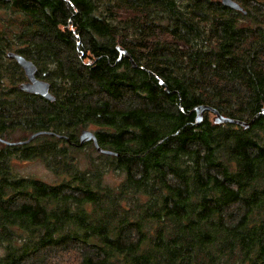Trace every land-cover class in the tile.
Returning <instances> with one entry per match:
<instances>
[{
    "label": "trees",
    "instance_id": "obj_1",
    "mask_svg": "<svg viewBox=\"0 0 264 264\" xmlns=\"http://www.w3.org/2000/svg\"><path fill=\"white\" fill-rule=\"evenodd\" d=\"M233 1L0 0V139L42 133L0 142V264H264V0Z\"/></svg>",
    "mask_w": 264,
    "mask_h": 264
},
{
    "label": "water",
    "instance_id": "obj_2",
    "mask_svg": "<svg viewBox=\"0 0 264 264\" xmlns=\"http://www.w3.org/2000/svg\"><path fill=\"white\" fill-rule=\"evenodd\" d=\"M221 4L227 8L232 9V10L242 11V8L233 0H221ZM121 56H124L127 59H129L132 66H135L133 61L130 59V57H128L129 55H126L125 51L119 52V57L121 58ZM17 60H18L19 64L21 65V67L24 71V74L28 80V84L26 85L30 89V90L29 89L28 90L30 92L36 94L37 96H40L41 98L45 99L46 101L53 102L54 98L49 93L48 83L36 79L34 76V70L31 68V66L29 64L25 63L23 60H20V59H17ZM193 111L196 114L195 120L197 122L201 121V115L204 112H211L215 115V118H216L215 122L229 123V124H233V125H237V126H243V127L248 126L246 123H243V122H240L237 120L223 118L222 116H220V114L217 111H215L214 109H212L210 107H196L193 109ZM40 134H42V133L32 134L31 136L28 137L27 140H25L23 142H7V141L1 140V139H0V142L7 145V146L25 144V143L31 142L36 136H38ZM89 142H92L95 151L99 154H105V155L114 154V153L109 152V151L101 150L97 144V140H96L94 134L89 130H82L78 136V145H83V144L89 143Z\"/></svg>",
    "mask_w": 264,
    "mask_h": 264
},
{
    "label": "rangeland",
    "instance_id": "obj_3",
    "mask_svg": "<svg viewBox=\"0 0 264 264\" xmlns=\"http://www.w3.org/2000/svg\"><path fill=\"white\" fill-rule=\"evenodd\" d=\"M0 15H4L3 12H0ZM90 131V130H89ZM17 139V138H15ZM85 145V144H84ZM13 171L18 177L22 178H34L44 182H53L54 176L50 171H48L43 163L39 160L34 161H25V160H12ZM11 166V165H10ZM120 178L113 175L104 176V182L110 186H114L119 183ZM3 251L0 248V257L2 256ZM51 264H74V259L72 256H62L60 258H53Z\"/></svg>",
    "mask_w": 264,
    "mask_h": 264
},
{
    "label": "flooded vegetation",
    "instance_id": "obj_4",
    "mask_svg": "<svg viewBox=\"0 0 264 264\" xmlns=\"http://www.w3.org/2000/svg\"><path fill=\"white\" fill-rule=\"evenodd\" d=\"M122 57V56H121ZM124 57V56H123ZM35 78L36 79H38V80H40V81H42L41 79H39V78H37L36 76H35ZM209 113H211V112H209ZM85 144H87V143H85ZM91 144H92V142H91ZM93 145V144H92Z\"/></svg>",
    "mask_w": 264,
    "mask_h": 264
}]
</instances>
